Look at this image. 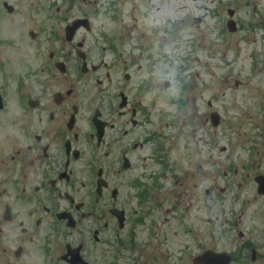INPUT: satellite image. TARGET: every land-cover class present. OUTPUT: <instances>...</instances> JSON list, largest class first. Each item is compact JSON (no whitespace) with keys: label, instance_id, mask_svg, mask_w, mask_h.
Listing matches in <instances>:
<instances>
[{"label":"flooded vegetation","instance_id":"af4514ba","mask_svg":"<svg viewBox=\"0 0 264 264\" xmlns=\"http://www.w3.org/2000/svg\"><path fill=\"white\" fill-rule=\"evenodd\" d=\"M73 1L0 0V264L34 252L41 264H194L207 251L223 253L208 264H264L253 242L215 251L193 229L182 244L161 229L180 208L166 203L183 178L168 148L182 102L128 49L121 12L104 29L100 6ZM24 13L37 18L26 33Z\"/></svg>","mask_w":264,"mask_h":264},{"label":"rangeland","instance_id":"374dc122","mask_svg":"<svg viewBox=\"0 0 264 264\" xmlns=\"http://www.w3.org/2000/svg\"><path fill=\"white\" fill-rule=\"evenodd\" d=\"M72 4L100 6L95 21L104 29L112 23L107 22L113 16L110 8L114 15L121 12L131 26L123 35L129 34L128 49L154 69L160 81L170 82L168 100L182 102L186 124L168 130L177 134L168 148L175 149L171 155L179 164L171 173L183 178L168 187L166 203L170 208L179 202L180 208L160 214L161 229L169 235L179 231L181 244L186 241L182 230L193 229L204 248L223 251L250 241L264 253L260 237L264 200L255 181L264 175V0H74ZM26 7L23 2L24 12ZM229 19L236 23L234 31L227 28ZM36 20L24 13V33ZM184 33L192 39L185 49L180 43ZM213 114L218 116L217 125ZM170 238L172 244L178 241ZM161 253L166 263L174 260ZM7 257L11 259V254ZM39 258L32 253L33 264H41Z\"/></svg>","mask_w":264,"mask_h":264},{"label":"water","instance_id":"95a60500","mask_svg":"<svg viewBox=\"0 0 264 264\" xmlns=\"http://www.w3.org/2000/svg\"><path fill=\"white\" fill-rule=\"evenodd\" d=\"M230 22L233 24V22H232V21H230ZM231 29H234L233 25H231Z\"/></svg>","mask_w":264,"mask_h":264},{"label":"bare ground","instance_id":"6f19581e","mask_svg":"<svg viewBox=\"0 0 264 264\" xmlns=\"http://www.w3.org/2000/svg\"><path fill=\"white\" fill-rule=\"evenodd\" d=\"M170 12H173V11H172V9H171V11H170Z\"/></svg>","mask_w":264,"mask_h":264}]
</instances>
